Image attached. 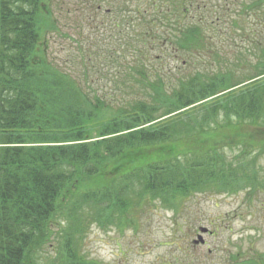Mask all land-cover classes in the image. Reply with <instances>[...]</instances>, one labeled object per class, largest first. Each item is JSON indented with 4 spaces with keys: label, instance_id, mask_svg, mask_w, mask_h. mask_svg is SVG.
<instances>
[{
    "label": "trees",
    "instance_id": "trees-1",
    "mask_svg": "<svg viewBox=\"0 0 264 264\" xmlns=\"http://www.w3.org/2000/svg\"><path fill=\"white\" fill-rule=\"evenodd\" d=\"M49 1L0 0V264H38L53 239L52 264H91L80 253L90 228L130 226L151 200L264 190L263 31L245 35L242 72L224 58L175 75L166 58L214 30L195 21L196 0H95L115 33L102 39L121 28L122 43L80 48L73 76L49 55ZM241 4L264 25V0ZM104 67L112 88L99 93L91 73Z\"/></svg>",
    "mask_w": 264,
    "mask_h": 264
},
{
    "label": "rangeland",
    "instance_id": "rangeland-1",
    "mask_svg": "<svg viewBox=\"0 0 264 264\" xmlns=\"http://www.w3.org/2000/svg\"><path fill=\"white\" fill-rule=\"evenodd\" d=\"M92 1L95 0L49 1L57 22V29L47 37L49 55L73 76L78 74L80 48L92 49L98 42L99 47L110 49L122 43L121 28L113 41L102 39L115 33L102 28L100 21L106 10L95 12ZM241 1L246 0H196L198 11H191L195 21H213L214 30L208 31L203 46L188 54H171L162 67L175 75L195 69L212 73L217 66L214 61L227 58L238 61L232 68L242 72L246 66L242 60L249 61L251 57L245 35L249 31L264 33V25L256 28L261 24L253 22V15L246 20L247 11L241 9ZM215 11L223 14L219 22L216 15L207 17ZM239 15L242 17L236 27L228 23L229 16ZM111 77L110 67L99 68L97 73H91V86L99 93L108 92ZM259 163L262 170L257 180L264 185V157ZM247 193L202 192L174 199L173 208L151 200L142 212L132 213L134 222L130 226L117 229L93 225L83 239L80 253L91 264H264V190ZM57 248L58 241L53 239L39 253L38 264H52Z\"/></svg>",
    "mask_w": 264,
    "mask_h": 264
}]
</instances>
